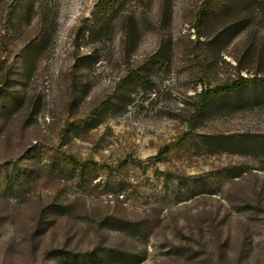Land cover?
<instances>
[{"label":"rangeland","instance_id":"1","mask_svg":"<svg viewBox=\"0 0 264 264\" xmlns=\"http://www.w3.org/2000/svg\"><path fill=\"white\" fill-rule=\"evenodd\" d=\"M98 1L0 0V264H264V0Z\"/></svg>","mask_w":264,"mask_h":264},{"label":"trees","instance_id":"2","mask_svg":"<svg viewBox=\"0 0 264 264\" xmlns=\"http://www.w3.org/2000/svg\"><path fill=\"white\" fill-rule=\"evenodd\" d=\"M130 1L131 0H99L95 6V11L93 13V19H94L93 34L99 37L102 36L103 34L108 32V30L113 28L114 23L117 20H119V24L125 25L126 28H128V31H129V33H127L128 35H131L132 33L138 32L139 30H141L140 28H142L143 21H144L142 14L137 16L136 13H134L133 15L128 16L123 13V10L126 9ZM139 1L140 3H142L144 0H139ZM146 1H149L151 6L154 4L153 0H146ZM241 1L242 0H240L239 2ZM163 2L165 3H163V5L162 4L160 5V9H164L167 6V1L163 0ZM218 2H219L218 0H204L201 6L200 15H198L199 19L202 18L204 14L205 15L209 14L214 9L215 7L214 5L217 4ZM32 9L33 7H29V11H31ZM48 23H49V20L47 22V26H48ZM0 64H1L2 69H4V72H5V74L3 75V80H6L7 85H9L10 84L9 74H10L11 68L6 62V60L1 61ZM231 91H232V88L229 86H226V87L221 86V87H216L214 89L203 90L199 94V102L196 105L197 116L201 115L204 112L205 108L213 100V98L220 97V96H226ZM5 95H8V91H4L3 95L1 96H5ZM211 138L212 137H207V139H209L208 141H210ZM231 139H232V143L238 142L237 137L231 138ZM240 145L237 144V145H232V146L237 148V147H240ZM230 151L233 152V154H244L242 153V151H236V149H233ZM166 153L167 151H163L159 156L156 157V160H160L162 156L165 155ZM68 161L72 164L77 162L73 157H70ZM14 176L9 175L7 178L8 180H10V178ZM13 184L14 183L11 182L7 186V191L14 192V190H17L21 187V185H13ZM118 223L121 226V228L125 230L126 228H128L126 226L136 227V225L127 224V222L118 221ZM84 255L85 254H82V253L78 254V256L77 254L74 256L65 254L59 258L60 260L55 259V261H59V263H64V264H89V263L93 264V262H95L94 264H97V261L96 260L94 261V259H89V261H87L86 259H83ZM118 256L121 258L122 260L121 262H133L135 259V255H132L126 252H123V253L120 252ZM110 257H111V254H109L108 258Z\"/></svg>","mask_w":264,"mask_h":264}]
</instances>
